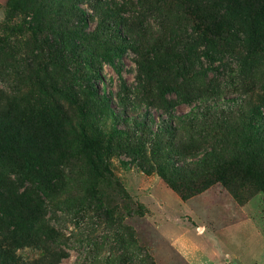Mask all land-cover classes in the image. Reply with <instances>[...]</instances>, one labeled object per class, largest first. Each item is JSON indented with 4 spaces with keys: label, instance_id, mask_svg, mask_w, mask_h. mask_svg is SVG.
<instances>
[{
    "label": "rangeland",
    "instance_id": "obj_1",
    "mask_svg": "<svg viewBox=\"0 0 264 264\" xmlns=\"http://www.w3.org/2000/svg\"><path fill=\"white\" fill-rule=\"evenodd\" d=\"M235 1L259 3L0 0V140L50 172L20 173L18 152L0 160L17 184L4 200L10 264H264L261 183L235 170L243 202L216 180L182 199L141 169L154 141L136 125L159 131L172 105L183 138L201 137L194 161L263 152L264 12L255 36L217 29ZM101 50L115 52L111 62Z\"/></svg>",
    "mask_w": 264,
    "mask_h": 264
},
{
    "label": "trees",
    "instance_id": "obj_2",
    "mask_svg": "<svg viewBox=\"0 0 264 264\" xmlns=\"http://www.w3.org/2000/svg\"><path fill=\"white\" fill-rule=\"evenodd\" d=\"M226 4L227 5L225 7L224 17L219 16L212 21L213 25H215L217 29H221L224 24L234 23L236 26L238 24L240 27H249L251 29H254V36L257 33L255 29L262 28L263 30L264 0H259V3H257L253 7V3H251L250 5L249 2L246 1H235L234 3L231 2ZM220 34L221 32H219V36ZM4 41L5 39H0V53L2 52L3 54H6V49H9V47L3 44ZM111 53L112 52H109V50H101L100 53L97 54V56L99 59L107 57V61L111 62V59L113 58V54H115V52H113V54ZM101 102L102 104L100 107L102 109L108 110V100L106 99L103 101L102 99ZM164 103L165 102H163V104ZM172 107L173 106L170 105L168 108L169 111H165L168 112V118H171L172 120L170 122H168L167 120H162V129H160L159 131H149V129L141 121H138L136 123V125L141 128V133L143 132L144 134L149 136L150 140L154 141V143H152V146H154V148L149 149L148 154L150 159L147 160L148 165L147 167H143L141 169L147 172H156L160 174L171 186V188L180 195L182 199L191 198L194 195L204 191L213 181L216 180L229 191L234 200L239 203L243 202L241 199H239L236 193V189L232 184L233 176H235V170H239L244 174H248L250 178L255 179L258 183H261L260 185L262 186V189L260 190H263L264 192V148L263 152L259 155H255L254 153L249 154L244 150L241 153L236 152L233 158L226 160L216 159L215 156L208 155L205 151H201L203 153V157L200 158V160L194 161L192 158L197 152L196 147L201 137L193 136V138L190 137L187 140L183 138L182 133L180 132L183 123L181 120L182 118L176 117L174 113H172ZM47 108L48 107H44L40 111V113L45 116L48 111ZM159 108H161V110H164L165 105H162V107L160 106ZM209 108L210 107H206L207 110H209ZM30 111L34 112L32 114L33 116L37 112L34 109H31ZM47 116L51 118L49 114ZM112 116L113 119H118L116 115L113 114ZM201 116V119L206 120V114H201ZM174 120L181 124H176ZM197 120L201 121L199 118ZM3 121L8 120L4 119ZM3 121H0V123L1 126L5 128L7 123L4 124ZM13 130L14 128L12 129V133ZM162 132L169 134L168 140L161 137ZM115 133L120 134L118 131H115ZM10 134L11 133H9V135ZM159 137L161 139L167 140L168 144L166 143V146L173 152L174 156L172 157L175 158L174 160L169 159L167 161L161 156L160 153H158V148L156 147L161 145L159 142L161 141ZM6 140L7 138L4 134L0 140V160L2 159V157L9 155L13 156L18 152V157H22V159L18 158V160L15 161L13 165L16 166L14 167L17 168L20 173L31 175L36 174L39 176L50 173L47 169H43V165L40 164V162L30 161L29 159H27V155L26 157H23L19 152V149H16L14 151L11 150ZM91 141L93 140L91 139ZM84 149L87 153L93 154L94 156L98 157L90 141L86 142ZM88 156L90 158L92 157L90 155ZM185 157L190 158L194 162L192 164H186L184 162ZM177 159L180 160L176 162ZM215 171L218 172L215 173ZM191 178L198 179L196 181H191ZM16 185L17 184H13L9 181L7 167L2 165L0 162V264H10L15 258L14 256L10 255L9 245L6 241V228L9 217L7 211H5L4 200L8 197L7 194L9 192L10 186L16 188ZM16 197L22 196H14V198ZM11 200L16 202L14 199ZM19 201L21 202V204H25V199L23 197L19 199Z\"/></svg>",
    "mask_w": 264,
    "mask_h": 264
}]
</instances>
